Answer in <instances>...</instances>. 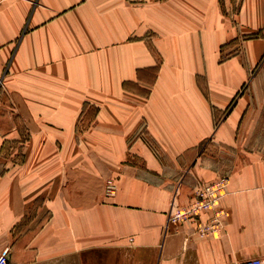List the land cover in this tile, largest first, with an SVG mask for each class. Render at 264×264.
I'll return each mask as SVG.
<instances>
[{"label":"crops","instance_id":"0c3cea01","mask_svg":"<svg viewBox=\"0 0 264 264\" xmlns=\"http://www.w3.org/2000/svg\"><path fill=\"white\" fill-rule=\"evenodd\" d=\"M0 86L30 134L0 176L9 264L264 260V0H0ZM221 178L216 231L170 221Z\"/></svg>","mask_w":264,"mask_h":264},{"label":"rangeland","instance_id":"374dc122","mask_svg":"<svg viewBox=\"0 0 264 264\" xmlns=\"http://www.w3.org/2000/svg\"><path fill=\"white\" fill-rule=\"evenodd\" d=\"M148 92L149 89H144L145 94ZM88 121L89 120H84V119L81 120V123L79 124V131H83L85 129V127L88 125ZM14 128H16L18 132L9 135V133L13 131ZM29 138H30V134L28 132V129L24 121L14 116L12 110L9 107V104H4V102L0 101V176H2L5 173L6 169L12 164L20 163L23 161L25 157L26 145L29 141ZM218 153H219L218 150L217 152L214 151V154H218ZM236 153L239 154L241 152L236 151ZM241 154L243 155L244 153ZM227 157L231 159V155L226 156L225 158ZM221 158H224V156ZM110 180H112L115 183L113 179H109L107 181V184ZM107 184H106V189H107ZM106 189H105L106 198L111 199L116 196L117 191L114 197H108L106 195ZM154 258H156V254L148 253L147 251H143L140 253H137V251H135L134 255L131 254L130 252L129 254L127 253V256L126 255L100 256L96 254L91 256V260L89 261L90 263L87 262L85 264H155ZM48 264H66V263L56 261V262H50ZM76 264H83V262H79Z\"/></svg>","mask_w":264,"mask_h":264},{"label":"built area","instance_id":"2783aa9c","mask_svg":"<svg viewBox=\"0 0 264 264\" xmlns=\"http://www.w3.org/2000/svg\"><path fill=\"white\" fill-rule=\"evenodd\" d=\"M228 179L221 178L219 181L204 185L196 192V198L194 202L188 207H180L173 209L171 215L169 216L170 221L176 222L181 220H190L195 222L198 215L201 212H207L210 210H217V204L219 199L222 197L226 187ZM117 188L115 183L110 180L107 184L106 195L108 197H114ZM178 194V189L176 190V195ZM216 217L213 219V223L209 226H198V233L202 236H208V234L217 230L222 222V218L225 215V211H216ZM0 264H9V249H5L0 254ZM237 264H264L261 259H252L246 261H240Z\"/></svg>","mask_w":264,"mask_h":264}]
</instances>
